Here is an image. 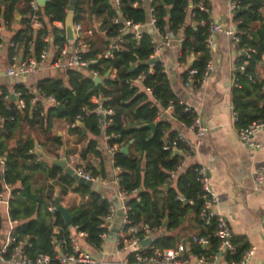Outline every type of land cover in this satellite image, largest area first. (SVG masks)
Instances as JSON below:
<instances>
[{
	"label": "trees",
	"instance_id": "16d2710c",
	"mask_svg": "<svg viewBox=\"0 0 264 264\" xmlns=\"http://www.w3.org/2000/svg\"><path fill=\"white\" fill-rule=\"evenodd\" d=\"M30 0H0V23H4L6 28L15 21V11H18L21 19L18 21L20 28L15 30L8 45V58L11 62L13 56L21 55L22 60L30 57H37L41 48L46 45L45 37L49 34L53 37V44L60 47L66 42L64 21L69 6V0H48L40 9L39 21L41 26L33 28L29 25L32 9ZM137 0H120L119 6L115 7L110 0H75L74 20L78 21H99L97 28H91L88 39H82L87 45L86 50L80 53L84 59L94 60L89 65L91 69H98L101 76H105L107 71H114L115 77H104L101 83H95L90 76L76 69L65 70L67 76L65 83L57 77H46L38 80L35 89L42 91L46 95H52L64 107V111L49 106L43 115L37 112L30 113L29 105L32 93H28L21 82L14 84V91L20 92L19 98L25 102V107L20 108L17 102L11 98L5 100L4 95L9 94L5 87L0 90V157H4L6 170L0 173L1 181L12 185L21 182L20 187H15L12 191V198L9 202V213L12 220L21 221L16 227L19 237H26L31 243L28 250L31 256L38 253H52L54 245L51 243L53 226L60 229L58 236H69V226L64 223L61 215L47 210L49 204L54 203V192L58 189V196L61 199L68 190L75 184V180L65 174L60 168L49 165L47 162H35L36 156L33 152L34 143L27 137L20 136L14 147H10V141L14 138L22 123L29 127H38L41 133L47 137L51 129V119L59 117L65 119L69 124V131L75 133L79 138H83V130L78 127L75 117L82 112L83 107H92L89 101L92 96H101L102 104L113 109L111 125L106 132L112 134L108 143L124 146L129 144L127 154L116 151L113 156V163L119 167V189L128 193L136 189L134 195H129L126 199L128 206L127 215L131 224L142 222L152 233L158 232L165 227L166 233L178 229L187 220H194L200 229L193 234L206 235L210 238V247L205 252L212 254L216 252L217 240L213 237V224L202 226L198 213L202 207L203 190L195 168L198 165H188L177 173L175 185L170 182L165 185L155 182L156 170L154 162L161 153L162 144L172 140L176 131H170V122L161 116V110L170 103L174 105L172 117L178 122L190 124L195 113L193 110H185V104L181 103L173 91L167 74L163 71L161 62L155 61L150 64V55L153 52L152 40L154 37L148 31H142L140 38L134 37V33L119 32L124 27L126 21L132 23H145L148 21L146 8ZM240 9L237 10L233 18L240 21L238 24L240 42L237 48L254 49L249 52L247 65L244 72H235L238 77V85L232 86L231 102L236 115L235 124L237 128L246 127L258 118H264V83L257 79L255 67L261 62L264 56V0H237ZM208 7V11L201 10L199 4ZM22 4V9L19 5ZM155 7L156 25L161 33L171 30L175 36H180V58L192 54L193 62L183 73V81L189 69H197L198 73L192 85L193 89L199 88L201 76L211 59L210 47L207 43L209 26L211 24L209 5L207 0H153ZM192 5L193 24L184 25L186 10ZM48 18L49 23L60 22L63 27L55 25L49 27L44 18ZM117 17L118 22H113ZM204 21V24H200ZM258 23L257 26H253ZM90 27L88 28V30ZM87 30V31H88ZM104 33L105 37H101ZM91 34V35H92ZM90 35V34H89ZM1 41V35H0ZM110 43L118 44L119 49H111V55L103 57V52L108 49ZM33 46V55L30 48ZM240 62L245 60V55H239ZM135 68L129 71L130 67ZM151 67L153 72L147 74L142 85L151 89V95L140 90L136 86H128L125 82L136 77L142 72H146ZM247 74H252L253 79H248ZM13 118V119H12ZM81 123L92 134H100L97 127L96 116L90 114L85 116ZM154 123V128L148 124ZM168 131V132H167ZM167 132V137L165 133ZM151 133L157 135L159 147L144 150L141 136H149ZM153 134V135H154ZM49 138V137H47ZM57 145L61 144L59 138L53 137ZM132 140V143H129ZM53 141V140H52ZM97 142L90 140L81 152L84 157L86 153L93 151L100 157V151L96 150ZM185 146L181 142L175 149L179 154H174L177 158L175 163L169 166V171L175 170L178 163L183 158L180 151ZM134 151L137 154H134ZM142 155V157H141ZM102 159V158H100ZM91 174L97 175L96 167L91 168ZM24 171H28L25 178H21ZM35 172L43 176L51 183L47 185V200L41 196L43 187L33 189L30 181ZM166 176L170 177V172ZM74 191L87 196L79 206L70 210L73 220L72 227L86 232L85 241L88 245L96 248L101 242L100 234L108 232L107 226H101L103 216L107 213L110 201L99 192H91L85 185H77ZM41 199H38V196ZM45 200L47 203L45 204ZM164 222L166 224L164 225ZM2 218L0 216V228ZM178 235L171 233L159 235L152 243L154 247L169 248L175 247L179 242ZM239 244L238 252L233 256L239 257L245 244ZM191 243L192 252H201V247L191 242L189 237L184 240ZM131 257V255H130Z\"/></svg>",
	"mask_w": 264,
	"mask_h": 264
},
{
	"label": "crops",
	"instance_id": "0c3cea01",
	"mask_svg": "<svg viewBox=\"0 0 264 264\" xmlns=\"http://www.w3.org/2000/svg\"><path fill=\"white\" fill-rule=\"evenodd\" d=\"M208 5L212 23L218 24L223 29L231 25L232 18L230 16L227 0H208ZM19 9H22V4L19 5ZM191 9L192 5L189 4L186 10L184 25L194 23ZM14 16L15 21L11 22L9 28H6L3 22L0 23V35L3 38V46L0 47V88L5 87L9 93H12L14 91V84L18 82L34 88L38 80L46 77H57L58 74H63V81L67 83L65 71L62 69H54L51 66H46L40 71L30 73L23 77L10 78L5 75V70L10 64L8 47H5L7 39L6 34L10 30L15 31L20 28L18 21L21 19V16L19 12L15 11ZM44 20L49 29L53 25L59 28L63 27L60 22L49 23L47 17H45ZM98 26L99 21H94V28ZM141 29L142 31L150 32L154 40L159 44L160 39L151 26L143 25ZM87 33L90 35L92 34L91 27ZM100 35L101 37H105L104 33H100ZM47 39V62L49 64L55 56L56 48L52 42L53 37L51 34L48 35ZM179 47V41H174L172 45L168 47L160 46V55L158 58L163 62L164 72L167 74L171 87L179 101L188 105L198 113L208 127L207 134L201 142L195 146V151L191 157L187 159L186 164L202 165L206 168L209 183L218 198L217 209L229 223L234 239L242 245L245 244V249L251 247L254 249V253L249 258L248 264H264V182L257 185L253 180L254 171L264 168V149L252 148L243 144L237 135V127L231 102V89L233 86L232 69L238 57V53L231 47L229 37L225 35L223 31L217 32L209 46L212 69L209 75L202 80L199 88L189 89L184 86L182 75L193 62L194 56L190 54L183 59L180 58ZM30 52L32 56L33 46H31ZM18 59H22L21 55L18 56ZM83 73L87 74L86 71H83ZM255 74L257 79L264 83L263 62L256 65ZM108 75L114 76V72H106L102 79ZM13 101L16 102L15 99ZM47 108L48 106L46 109ZM165 119L170 122V131L182 133V135L191 142L196 141L195 135L191 133L182 122H178L171 116H166ZM78 123L79 122H77L78 127L82 128L83 134L85 135L81 139L77 134L68 130L69 124L63 118L53 117L51 119V129L47 135L49 138L45 137L41 131H38V133L35 132L33 136L29 137L23 131V126L26 125L27 127V124L22 123L14 138L10 141V147L15 146L20 136L24 138L27 137L34 143L31 152L36 156L35 162L44 161L51 165L50 161L52 159L64 158L67 164L72 167L79 166L89 172L92 171L91 168L93 166L97 168V172L99 173L97 175H99L104 182L99 184V189L96 192H99L114 205L116 214L107 224L108 233L106 239L98 247L94 248L88 245L85 241L86 236H78L77 239L80 246L89 250L97 260L103 262L102 264H117V261L121 257L127 256V253L130 251L119 250L115 242L116 233L121 227L122 216L121 200L118 197L120 169L114 165L113 156L105 151V141L102 133L94 135L89 132L81 122L80 125ZM153 134L154 133H151L149 136L143 134L141 136L144 150L149 148L157 149L159 147L157 135ZM53 137L59 138L61 144L57 145L54 139H52ZM90 140H95L97 142L96 145L100 146L98 150L102 157L93 151L86 153L84 157L81 156L82 150ZM252 140L253 142L264 144V130L254 133L252 135ZM67 143L71 145V148H67ZM36 149H38V152H36ZM134 154L138 155L135 151ZM174 154H179V152L173 150L171 152L161 153L156 157L154 162L156 170L155 182H160L164 179L163 185H165L166 182H170L172 186L175 185L176 177L166 176L164 178V176L166 174L168 175L170 172L169 166L173 165L177 160ZM1 158L5 160L4 157ZM28 174V171H24L21 178H25ZM30 181L32 182L31 185L33 189L43 187L41 196L47 200L46 188L51 181L46 180L43 176L39 175L38 172L37 174L35 172V175L32 176ZM20 185L21 182H17L12 186L15 188L20 187ZM77 185L75 181V184L72 185L61 199L58 196V189L54 192V199L58 197L60 203L68 207L69 211L79 206V204L87 198V196L82 197L81 194L73 190ZM41 196L39 195L38 199H41ZM49 206H55V204L52 203L49 204L48 207ZM20 223L21 221L18 220V224ZM165 224L166 222H164V225ZM135 225L139 231L146 227L142 222ZM56 227L57 226H53V231ZM69 229H71V234L73 235L75 232L73 227L71 226ZM199 229L200 226L197 225L194 220L190 219L178 229L166 233L165 227H162L158 232H151L143 240L149 237H153L155 240L159 235L171 233L181 237L180 242H183L187 248H190L191 243H185L184 240L186 237L190 238L193 233ZM133 249L134 247L131 251Z\"/></svg>",
	"mask_w": 264,
	"mask_h": 264
},
{
	"label": "built area",
	"instance_id": "2783aa9c",
	"mask_svg": "<svg viewBox=\"0 0 264 264\" xmlns=\"http://www.w3.org/2000/svg\"><path fill=\"white\" fill-rule=\"evenodd\" d=\"M115 7L119 6L120 0H110ZM208 2V0H207ZM228 8L230 11V16L232 18L231 25L223 29L218 24L212 23L209 26V34L207 36V43L210 46L214 35L223 31L230 39L231 47L238 53V57L232 69V85H238V77L235 76V72H244L247 65V58L250 57L249 52H254V49L237 48L240 42L238 24L233 18L234 13L240 9V4L237 0H227ZM141 3L147 10L148 21L145 23H132L131 21H126L124 27L119 29V32L131 31L134 33V37L140 38L142 32V26H151L155 30L157 36L160 39L159 44L153 39V52L150 55V59H155V61H160L162 69L164 71L163 62L158 58L160 55V46L168 47L172 45L174 41H181V37L175 36V34L168 30L165 33H161L156 25L155 7L153 0H137L133 3L134 6H138ZM29 5L32 9V15L30 17L29 25L33 28H39L41 22L39 21V15L41 5H39L37 0H30ZM201 10L208 11V7L202 3L199 4ZM74 16V15H73ZM119 20L117 17L113 19V22L117 23ZM200 24H204V21H200ZM73 30L76 35L75 41L65 42L61 47L55 45V56L48 64V36L45 37L46 45L41 48L37 57H31L25 60L18 59V57L13 56L10 64L5 70V75L14 77H23L29 75L30 73L40 71L46 66H51L54 69H76L81 72L86 71L87 75L92 79L94 77H101L98 69H91L89 65L94 63V60L84 59L80 56V53L86 50L87 45L81 39L82 31V21L73 19ZM90 32V31H89ZM53 42V40H52ZM8 45H13L8 42ZM71 45V46H70ZM3 46V38L1 37L0 47ZM118 44L110 43L108 49L103 52V57L107 58L111 55V49H119ZM239 55H245V60L240 62ZM261 62L264 63V56H262ZM260 62V63H261ZM212 69L211 61H209L202 73L201 82L207 77ZM108 72V71H107ZM110 72V71H109ZM114 72V71H112ZM151 67L148 68L146 72L138 74L132 79H128L125 83L132 87H139L140 90L145 91L148 95H151V89L146 88L142 85L143 80L147 74L152 73ZM197 69H189L186 73V78L183 81L186 88L191 89L195 81H198L196 74ZM109 76V75H108ZM111 78L115 77L110 76ZM248 79H253L252 74H247ZM67 79V76H66ZM28 93H32L33 96L30 99L29 112H37L40 116L44 114L46 107L57 106L60 103L52 95H46L42 91L36 90L35 87H30L25 85ZM264 89V85L262 87ZM0 94H2L0 90ZM11 94L14 95L15 100L20 108L25 107V102L23 99L19 98L20 92L13 91L12 93L3 96L5 100H9ZM93 103L92 107H83L82 112L76 115L75 120L81 122L85 116L93 114L97 119V127L100 133L103 135L105 141L104 149L109 155L114 156L116 151H120L122 146L117 144L110 145L108 143L109 138L112 134L106 132L107 127L111 125V116L113 114V109L110 107H105L102 104L101 96H92L89 99ZM47 105V106H46ZM185 110H193L188 105L185 104ZM194 111V110H193ZM174 112V105L170 103L165 109L161 110V116L172 117ZM195 115L190 124L183 125L195 135V142L187 140L182 133L176 132L175 137L162 144V150L166 152H171L177 149V144L181 142L184 144V150L180 151L183 158L178 163L175 170L170 171V177H176L177 173L183 170L188 165L186 161L195 151V146L201 142L204 136L208 132L207 125L203 122L201 116L194 111ZM234 113V111H233ZM234 118L236 120V115L234 113ZM13 119V118H12ZM1 123V118H0ZM264 130V118H258L252 121L246 127L237 128V135L239 140L252 148L264 149L263 143H256L252 140V135L258 131ZM167 135L165 133L164 137ZM167 137V136H166ZM97 150L100 146L96 145ZM75 173L83 177L85 180H91L93 182L103 183L104 180L99 175H93L91 172L83 169L79 166H74ZM6 167L4 165V160L0 157V173H4ZM197 174V180L199 181L201 188L203 190V203L199 210L198 216L201 221L202 226L213 224V237L217 240L216 252L209 254L204 250L210 247V238L206 235H196L193 234L190 239L192 243H195L201 247V252H192L190 248L183 242H179L175 247L169 248H159L154 247L152 244L142 246L141 241L147 237L151 231L144 227L141 231L136 228L135 224H131L127 211L128 206L125 201L129 195L135 194L136 189H132L129 193L126 190L119 189L118 197L121 200V227L115 236L116 246L121 251H129L127 256L121 257L117 264H248L249 258L253 255L254 249L247 248L240 252L239 257L235 259L233 256L238 252L239 244L235 242L232 229L227 222L226 218L218 211L217 203L218 198L214 190L212 189L207 170L204 166L198 165L195 168ZM254 182L259 185L264 182V168L257 169L253 173ZM2 188L0 190V216L2 218V227L0 229V264H102L103 262L97 260L93 254L80 246L77 239L78 236H86V232L80 231L77 227H73L77 237L72 234L68 237L56 236L60 233L59 227H56L53 231L55 235L51 243L54 245L52 253H38L31 256L29 249L31 248V243L26 237H19L16 233V227L18 225L17 220H12L9 213V202L12 198L13 186L11 183L1 181ZM55 206H49L48 210L53 212ZM116 214V208L112 203L108 207L107 213L103 216V222L101 226L105 227L114 218ZM108 232H102L100 234L101 242L106 239ZM99 244V245H100ZM134 249L131 251V249ZM131 255V257L129 256Z\"/></svg>",
	"mask_w": 264,
	"mask_h": 264
},
{
	"label": "water",
	"instance_id": "95a60500",
	"mask_svg": "<svg viewBox=\"0 0 264 264\" xmlns=\"http://www.w3.org/2000/svg\"><path fill=\"white\" fill-rule=\"evenodd\" d=\"M37 1H38L39 5L43 6L48 0H37ZM74 3H75V0H69L68 11H67L65 21H64L65 38L67 41H75L76 40V35L74 33V30H73ZM154 62H155V59H150V61H149L150 64H152ZM134 68H135V66L132 65L130 67L129 71H132ZM92 80L96 84L101 83L103 81V79L99 76L94 77ZM11 97L13 100L15 99L13 94H11ZM56 108L61 110V111H64V107L61 105H57ZM78 124L80 125L81 123L79 122ZM148 126L151 128H154V123H150V124H148ZM129 143H132V140ZM128 147H129V144L124 145L121 148L120 152L127 154L128 153ZM36 152H38V149H36ZM50 164L60 168L61 170H63V172L65 174L69 175L70 177H72L78 185L87 186L91 192L98 191L99 184H100L99 182H93L91 180H85L83 177L78 176L75 173L74 168L71 165H68L64 158L52 159L50 161ZM54 204H55V209L53 212L60 214L62 219L64 220V223L66 225H68L69 227H71L73 216L71 215L69 208L66 206H63L60 203L58 197H55ZM153 241H154V238L149 237V238L143 240L141 242V245L146 246V245L152 243Z\"/></svg>",
	"mask_w": 264,
	"mask_h": 264
},
{
	"label": "rangeland",
	"instance_id": "374dc122",
	"mask_svg": "<svg viewBox=\"0 0 264 264\" xmlns=\"http://www.w3.org/2000/svg\"><path fill=\"white\" fill-rule=\"evenodd\" d=\"M258 23H254L253 26H257ZM91 27V28H94V23H92L91 21H83L82 22V31H81V38L84 40V39H88L90 38V36H96L95 33H93L92 35H89L87 33V30L88 28ZM14 31L10 30L8 31V33L6 34V43H5V47L7 48L8 47V42L10 41V38L11 36L13 35ZM63 74H58L57 75V78H60L63 80ZM26 124V123H25ZM23 131L25 132V134H27L29 137L33 136V134L36 132L38 133V131L40 132L39 128L38 127H29V125H24L23 126ZM67 148H71V145H69V143H67ZM44 162V161H43ZM47 203V201L45 200V204ZM1 229V228H0ZM69 231V234L72 233L71 229H68ZM73 236L77 237V234L74 232Z\"/></svg>",
	"mask_w": 264,
	"mask_h": 264
}]
</instances>
